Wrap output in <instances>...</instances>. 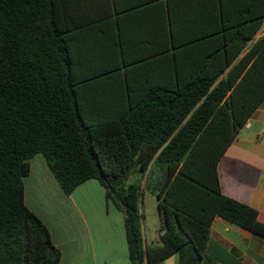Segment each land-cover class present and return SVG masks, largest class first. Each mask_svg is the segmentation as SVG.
Wrapping results in <instances>:
<instances>
[{"label": "trees", "instance_id": "1", "mask_svg": "<svg viewBox=\"0 0 264 264\" xmlns=\"http://www.w3.org/2000/svg\"><path fill=\"white\" fill-rule=\"evenodd\" d=\"M70 1L0 0V264H60L25 204L38 153L66 194L91 178L105 187L125 216L133 264L175 253L201 264L216 216L264 238L257 210L222 192L218 167L264 100V0H167V44L152 62L166 72L152 80L130 75L124 49L121 70L119 44H72L81 5ZM152 163L162 174L145 184L156 188L163 235L147 246L144 186L129 180Z\"/></svg>", "mask_w": 264, "mask_h": 264}, {"label": "crops", "instance_id": "2", "mask_svg": "<svg viewBox=\"0 0 264 264\" xmlns=\"http://www.w3.org/2000/svg\"><path fill=\"white\" fill-rule=\"evenodd\" d=\"M74 2H79L81 6L80 9L71 10V14L79 19L81 28L79 38L72 44H119L120 54L116 64L121 65V70L127 68L122 53L124 49L130 75L136 79L152 80L153 75H158V79L164 75L165 63H159L157 68L152 62L155 57L163 55L161 51L156 53V49L161 44H167L170 31L167 0H71L70 8H73ZM200 6L194 9L195 15L200 14V8L204 9V5ZM192 27L198 31L200 25ZM262 35L264 27L256 39ZM121 44H124L123 47ZM101 106L110 112L111 105ZM29 163L30 172L24 177L25 204L49 229L54 246L61 252L60 264H133L125 216L107 198L105 187L97 179H88L66 194L42 153L29 159ZM218 167L222 192L252 206L258 212L259 221L264 223V100L239 130ZM161 174V168L152 163L145 175L135 172V179L129 180H140L144 186L143 234L147 246L162 243L163 221L156 188H147L145 179L150 177L155 180ZM50 181L51 185L48 184ZM85 189H95L100 193L105 219H113L108 221L110 228L114 223L119 225L120 235L112 230L107 234L97 233L85 210L86 206L73 202L75 196L84 193ZM150 208L158 220L148 234L145 233V220ZM164 264H180V254L168 257ZM201 264H264V238L216 216L210 227L207 256Z\"/></svg>", "mask_w": 264, "mask_h": 264}, {"label": "rangeland", "instance_id": "3", "mask_svg": "<svg viewBox=\"0 0 264 264\" xmlns=\"http://www.w3.org/2000/svg\"><path fill=\"white\" fill-rule=\"evenodd\" d=\"M83 116L85 120L88 123H92L89 119L88 113H83ZM98 120H94L96 122ZM135 179V176H131V181ZM48 184L51 185V181L48 182ZM148 199V197H147ZM112 201V200H111ZM73 202H77L78 204H84L86 206V212L89 215L90 221L94 224L95 229H97V233H105L107 234L109 231L112 230L114 234L120 235V227L117 223L113 224V228H110L109 220H113L112 218H107L104 214V208L102 204V199L100 193L96 191L95 189H85L84 193H78L77 197L75 196V199ZM146 220H145V233H148L152 230L153 223L157 222V215L153 211V209L150 208L148 212H146ZM108 222L105 224V222ZM93 228V225H92ZM98 244V243H97Z\"/></svg>", "mask_w": 264, "mask_h": 264}]
</instances>
